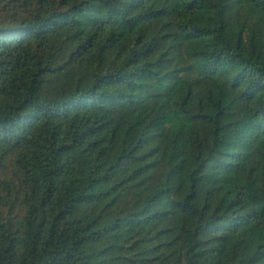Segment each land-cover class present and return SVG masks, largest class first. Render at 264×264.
Segmentation results:
<instances>
[{
    "label": "trees",
    "instance_id": "16d2710c",
    "mask_svg": "<svg viewBox=\"0 0 264 264\" xmlns=\"http://www.w3.org/2000/svg\"><path fill=\"white\" fill-rule=\"evenodd\" d=\"M0 264H264V0H0Z\"/></svg>",
    "mask_w": 264,
    "mask_h": 264
}]
</instances>
